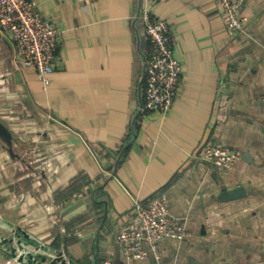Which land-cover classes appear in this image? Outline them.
Listing matches in <instances>:
<instances>
[{
  "label": "crops",
  "instance_id": "1",
  "mask_svg": "<svg viewBox=\"0 0 264 264\" xmlns=\"http://www.w3.org/2000/svg\"><path fill=\"white\" fill-rule=\"evenodd\" d=\"M34 1L59 41L44 84L0 26V233L79 264H122L118 227L165 190L186 236L129 264H264V0H242L234 34L215 0L153 5L182 67L165 113L139 109L140 0ZM210 140L240 150L231 168L200 156Z\"/></svg>",
  "mask_w": 264,
  "mask_h": 264
},
{
  "label": "built area",
  "instance_id": "2",
  "mask_svg": "<svg viewBox=\"0 0 264 264\" xmlns=\"http://www.w3.org/2000/svg\"><path fill=\"white\" fill-rule=\"evenodd\" d=\"M166 0H140L137 17L149 41V50L143 61V89L141 112H167L176 95L181 61L176 56L175 38L168 22L153 14V5ZM222 8L225 28L230 34L241 31L248 16L241 12L242 0H215ZM0 26L12 37L19 60L33 67L38 77L49 83L47 74L53 69V60L60 30L36 8L34 0H0ZM264 106V94L261 96ZM200 156L226 170L241 156L238 149L220 142L208 141ZM186 236L184 225L168 213V195L165 190L136 203L131 218L120 224L117 240L122 264L151 256L161 255L160 242L165 238L182 239ZM100 264H121L104 259Z\"/></svg>",
  "mask_w": 264,
  "mask_h": 264
},
{
  "label": "water",
  "instance_id": "3",
  "mask_svg": "<svg viewBox=\"0 0 264 264\" xmlns=\"http://www.w3.org/2000/svg\"><path fill=\"white\" fill-rule=\"evenodd\" d=\"M0 136L8 141L10 140L9 130L1 120ZM243 191L242 187H235L227 190L222 198L237 197ZM21 232L26 238L29 237V234L24 230H21ZM0 252L12 259V264H79L71 258H67L62 248L49 251V248L44 244L33 245V242L22 240L16 229L13 230V234L10 236H4L0 233Z\"/></svg>",
  "mask_w": 264,
  "mask_h": 264
},
{
  "label": "rangeland",
  "instance_id": "4",
  "mask_svg": "<svg viewBox=\"0 0 264 264\" xmlns=\"http://www.w3.org/2000/svg\"><path fill=\"white\" fill-rule=\"evenodd\" d=\"M13 260L0 252V264H12Z\"/></svg>",
  "mask_w": 264,
  "mask_h": 264
},
{
  "label": "trees",
  "instance_id": "5",
  "mask_svg": "<svg viewBox=\"0 0 264 264\" xmlns=\"http://www.w3.org/2000/svg\"><path fill=\"white\" fill-rule=\"evenodd\" d=\"M142 85H143V89H144V87H145V81H144V79L142 80Z\"/></svg>",
  "mask_w": 264,
  "mask_h": 264
}]
</instances>
